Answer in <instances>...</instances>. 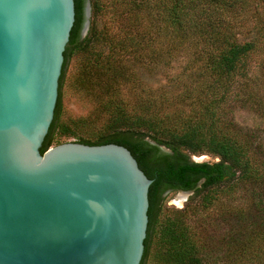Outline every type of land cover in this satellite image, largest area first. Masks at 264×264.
<instances>
[{"label": "trees", "instance_id": "obj_1", "mask_svg": "<svg viewBox=\"0 0 264 264\" xmlns=\"http://www.w3.org/2000/svg\"><path fill=\"white\" fill-rule=\"evenodd\" d=\"M87 1L91 15L83 35ZM74 12L40 152L68 141L115 143L131 152L152 179L139 264H206V257L218 256V243L222 264H264V156L258 159L250 138L226 119L236 79L247 76L250 55L263 41L264 0H74ZM103 14L111 26H98ZM251 17L255 35L240 40L239 25ZM176 53L188 57L177 92L168 98L166 89L144 87L140 68L156 59L169 66ZM65 86L91 100L87 114L62 111ZM204 154L217 160L192 159ZM167 189L193 190L198 211L216 209L230 227L208 239L189 223L195 205L190 212L165 207Z\"/></svg>", "mask_w": 264, "mask_h": 264}, {"label": "water", "instance_id": "obj_2", "mask_svg": "<svg viewBox=\"0 0 264 264\" xmlns=\"http://www.w3.org/2000/svg\"><path fill=\"white\" fill-rule=\"evenodd\" d=\"M74 14V0H0V264H139L143 254L152 179L125 146L40 152ZM90 15L87 1L83 35Z\"/></svg>", "mask_w": 264, "mask_h": 264}, {"label": "rangeland", "instance_id": "obj_3", "mask_svg": "<svg viewBox=\"0 0 264 264\" xmlns=\"http://www.w3.org/2000/svg\"><path fill=\"white\" fill-rule=\"evenodd\" d=\"M106 1L109 2L111 0ZM253 2L255 3V0ZM122 18L125 24L124 16ZM110 23V17L107 14H103L101 19L98 20V26H103V24L111 26ZM256 24V20L253 17L248 18L244 23H240L239 39H252L256 32ZM117 27L118 25L113 27L114 30H117ZM125 28L132 32L135 31L132 29V26L127 25ZM261 38L263 40L261 47L250 55L247 76L236 79L237 81L226 104V119L231 121L235 128L250 138L253 151L258 159L264 156V36ZM186 54H173L169 66L165 65L162 60L151 59V62L154 60L156 62L152 63L148 68H140V77L142 78L144 87L146 86L152 92L156 90L159 93L162 92L161 89H166L169 92L167 94L168 98L171 97V95L177 92V87L180 85L177 79L182 75L183 65L188 58ZM74 71L75 59L70 62L67 68V73L65 74L67 80L74 74ZM92 107L91 100L85 96L74 94L67 86L63 88L61 108L66 115L82 116L87 114ZM192 159L198 162L217 160L216 157L207 154L192 156ZM178 196L179 193L169 194L165 201V207L170 210L186 209L190 212L191 207L195 205L192 209L193 211L190 212L189 223L195 230L208 235V239L212 241L213 239L216 240L219 233H223L226 227H230L226 223L220 222L221 215L218 210L212 209L208 212L198 211L196 206L198 205L199 198L190 199L192 195L188 194L179 200ZM175 201H179L180 204H176ZM222 248L218 243V248H213L218 256L214 258H210V256L206 257V264H212L211 261H213V264H222Z\"/></svg>", "mask_w": 264, "mask_h": 264}, {"label": "flooded vegetation", "instance_id": "obj_4", "mask_svg": "<svg viewBox=\"0 0 264 264\" xmlns=\"http://www.w3.org/2000/svg\"><path fill=\"white\" fill-rule=\"evenodd\" d=\"M162 150L165 151L164 149H162ZM165 152H169V150L168 151H165ZM185 191L190 192L191 195L193 194V190H181V189H179V190L172 191V190L167 189L164 192H162L163 193L162 196L163 197H168L169 194H174V193H179V194L183 195L182 192H185Z\"/></svg>", "mask_w": 264, "mask_h": 264}, {"label": "bare ground", "instance_id": "obj_5", "mask_svg": "<svg viewBox=\"0 0 264 264\" xmlns=\"http://www.w3.org/2000/svg\"><path fill=\"white\" fill-rule=\"evenodd\" d=\"M183 195H184V194H183ZM183 195L179 194V196H178V197H179V200H181V199H183V198H184V196H183ZM175 203H176V204H180V202H179V201H175Z\"/></svg>", "mask_w": 264, "mask_h": 264}]
</instances>
